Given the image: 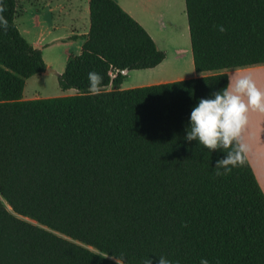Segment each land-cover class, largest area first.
<instances>
[{"label": "trees", "instance_id": "trees-1", "mask_svg": "<svg viewBox=\"0 0 264 264\" xmlns=\"http://www.w3.org/2000/svg\"><path fill=\"white\" fill-rule=\"evenodd\" d=\"M18 5L0 0V264H264V193L227 99L229 71L264 65V0H185L197 77L126 90L166 54L89 0L58 75L75 94L33 100L47 66Z\"/></svg>", "mask_w": 264, "mask_h": 264}, {"label": "crops", "instance_id": "crops-1", "mask_svg": "<svg viewBox=\"0 0 264 264\" xmlns=\"http://www.w3.org/2000/svg\"><path fill=\"white\" fill-rule=\"evenodd\" d=\"M115 1L123 8V10H125L129 15L134 18L133 14L126 8L127 6L125 4V0ZM54 2H56V0H30L27 6L24 3H19L18 10L21 13H26V10H24L25 7L26 9H29V7L31 8L29 10L31 16L28 17V22L26 23V27H28L29 30L25 32L26 36H23V33V38H25L26 41L33 45L35 48L41 50L43 61L45 62L47 69H54L56 71L54 73L46 71L43 74L32 77L26 81V86L30 82H35V85L37 87H39L40 85L46 86V84L49 82L53 83L50 81L51 76H54L51 78H55V80L58 82V75L63 74L65 70L62 65H66L69 56L77 55L81 51L83 40L79 39V37L87 35L89 31V0H79L77 4L74 3L73 15L68 11V3L64 2L54 5ZM40 9H42L41 12H44V14H40ZM55 14H58L62 17L65 16L69 21V26L65 27L66 32H64V34L62 35H52L53 33H51V31L59 29V27H54V21L50 19L51 16L52 18H54ZM134 19L138 22L136 18ZM73 37H78V39L72 40ZM46 38L48 40H46ZM57 46H60L61 48L60 54H57L56 49L55 55H44L45 50H49ZM165 62L166 59L161 65H159L153 70L137 71L146 73H136L133 77L141 76V74H152L153 72L162 68ZM134 72L136 71L126 72L125 75L127 78L124 82H126L130 78V76L134 74ZM263 73L264 65L229 71L227 99L228 114L231 127L264 193V137H262V135H258L259 129H261L262 127L264 128V120L263 123H260L256 115V113H258L256 99L260 93V78L253 82H251L250 79L247 78V85L242 86L241 91L243 102L245 105L244 108L241 106L239 96L237 94L238 80H242L243 78L250 75L256 76L258 74H262L263 76ZM148 80L149 82H138L137 84H133L132 86L128 87H123V82L121 89L126 90L175 81V79L173 78L166 79L163 77L159 78L158 80ZM110 89L111 88H108V91ZM43 92L44 91H39L29 96H26L24 90L23 99L33 100L70 96V94H65L62 96H49L47 92H44V95L46 96H42ZM68 92H71V90L66 91V93Z\"/></svg>", "mask_w": 264, "mask_h": 264}, {"label": "rangeland", "instance_id": "rangeland-1", "mask_svg": "<svg viewBox=\"0 0 264 264\" xmlns=\"http://www.w3.org/2000/svg\"><path fill=\"white\" fill-rule=\"evenodd\" d=\"M30 0H18V3H24L26 6ZM44 1V0H39ZM79 0H56L55 4L59 3H68V11L73 15L74 14V3H78ZM126 8L133 14L134 18L138 20L140 25L146 30V32L150 35V37L154 40L155 44L158 46L160 50L165 52L166 54V62L159 70L153 72L152 74H141V76H135L136 73H146V72H134L130 76V78L124 82L123 87L132 86L133 84L149 82L148 79L158 80L163 77L166 79L173 78L175 81L185 80L197 77L194 71L193 59L190 48V37H189V28L186 16V6L185 0H125ZM19 9V5H18ZM24 8L26 13H21L19 10V15L15 20L16 27L18 28L21 35L26 36L25 32L29 29L26 27V23L28 22V17L31 16L30 10ZM40 14H44L41 12ZM42 16V15H41ZM50 18V16H49ZM54 22V27H59L58 30H53L52 35L64 34L65 27L69 26V21L65 16H60L58 14L54 15V18H51ZM56 29V28H54ZM27 38V37H26ZM46 40H48L46 38ZM57 49V51H56ZM182 49V56L179 58V52ZM55 51L57 54L61 53L60 46L55 48H51L49 50L44 51V55H55ZM178 54V55H177ZM66 65H62L65 69ZM53 72H56L54 69H51ZM149 73V72H148ZM54 77V76H51ZM50 81L53 83H47L46 86L40 85L37 87L35 82H30L27 84L25 89V95L29 96L34 94L35 92L44 91L49 94V96H62L65 94L74 95L75 91L71 90V92H62L59 87L58 82L55 78H51ZM181 78V79H180ZM247 78L250 79L251 82L258 80L260 78L259 83L262 85V81L264 82V73L258 74L256 76L250 75L242 80H238V91L237 94L239 96V101L241 106L244 108V102L242 97V86L247 85ZM260 93L256 99L257 103V118L260 123H263L264 120V95H262L263 88H259ZM42 93V96L45 93ZM56 98V97H55ZM256 109V108H255ZM258 135H262L264 137V128L259 129ZM257 137V136H256ZM259 137V136H258Z\"/></svg>", "mask_w": 264, "mask_h": 264}, {"label": "bare ground", "instance_id": "bare-ground-1", "mask_svg": "<svg viewBox=\"0 0 264 264\" xmlns=\"http://www.w3.org/2000/svg\"><path fill=\"white\" fill-rule=\"evenodd\" d=\"M182 51H183V50L180 49V52H179L180 54H179V55L177 54V55L179 56V58L182 56V54L184 55V53H182ZM180 59H181V58H180ZM261 83H262V85H260L259 87H260V88H263L262 92H264V82L262 81ZM262 95H264V93H262Z\"/></svg>", "mask_w": 264, "mask_h": 264}, {"label": "water", "instance_id": "water-1", "mask_svg": "<svg viewBox=\"0 0 264 264\" xmlns=\"http://www.w3.org/2000/svg\"><path fill=\"white\" fill-rule=\"evenodd\" d=\"M47 71H49V72H51V73H54L51 69H47ZM124 73H126V72H124Z\"/></svg>", "mask_w": 264, "mask_h": 264}]
</instances>
